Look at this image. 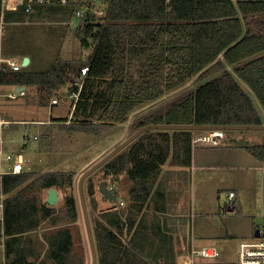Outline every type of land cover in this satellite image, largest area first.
Here are the masks:
<instances>
[{
    "label": "trees",
    "instance_id": "trees-1",
    "mask_svg": "<svg viewBox=\"0 0 264 264\" xmlns=\"http://www.w3.org/2000/svg\"><path fill=\"white\" fill-rule=\"evenodd\" d=\"M30 11L73 14V7L35 4ZM28 15L21 5L15 11H4L3 19L23 21ZM255 18H264V0H110L105 15L97 21L84 20L77 35L80 46L90 50L84 60L56 57L44 71L6 68L0 71V85L33 86L42 99L64 86L78 91L71 117L53 120L66 132L101 134L126 121L136 106L158 100L188 81L193 83L191 89L135 122L133 132L157 124L259 126L261 118L235 78L250 88L264 109V28L251 30ZM134 65L139 68L137 78L131 74ZM83 66L88 72L78 90L73 84ZM108 74L106 91L97 96L93 87ZM93 97L103 101L97 123L69 124L75 115L94 110L90 107ZM194 133L145 131L102 166L104 176L125 173L133 185L126 210L102 212L94 223L97 264H177L165 217L166 186L157 179L168 160L176 167H191ZM241 147L257 161H264V143ZM74 175L57 171L35 177L24 171L0 176L6 195L5 264H84L74 253L73 235L66 226L44 235L43 257L29 237L43 221L56 222L52 208L38 203L40 189L71 188ZM86 182V193L93 196L92 178ZM145 205L152 207L150 220L142 213ZM63 207L68 218L76 221L72 195L64 198Z\"/></svg>",
    "mask_w": 264,
    "mask_h": 264
},
{
    "label": "rangeland",
    "instance_id": "rangeland-1",
    "mask_svg": "<svg viewBox=\"0 0 264 264\" xmlns=\"http://www.w3.org/2000/svg\"><path fill=\"white\" fill-rule=\"evenodd\" d=\"M15 1V0H13ZM251 21V20H250ZM251 30L264 28V18H255ZM84 23L78 21L70 13L44 12L31 16L21 24L7 25L2 32V44L10 52L27 51L33 53L40 62L39 69L50 66L56 57L63 59L84 60L89 49L80 46L78 33L82 32ZM160 40L162 38H159ZM138 66L131 69L133 78H137ZM241 88L249 95L264 126V109L250 88L238 77H235ZM109 74L98 86L93 87L94 94L106 91ZM193 87L192 81L164 94L155 101H146L131 111L126 121L117 123L113 128L98 135L81 132H66L61 129L55 119L71 117L73 112L64 90L59 88L47 98L39 97L35 89L27 90L26 97L11 100L8 93L14 91L11 86H0V113L10 122L1 131V156L20 154L24 160L23 169L33 172L35 177L47 172H74L73 186L58 190V199L52 208L56 217L43 221L37 229L29 233L37 252L43 257L46 249L44 235L61 226H66L73 235L74 253L84 264H91V253L87 238L84 216L81 209L78 180L80 176L108 154L116 146L134 134L133 124L145 116L165 108L173 99ZM56 98L58 104L50 106ZM103 101L97 97L90 100L94 110L83 116L78 114L69 124L88 121L96 124L102 111ZM139 130V129H138ZM209 132L195 131V136ZM196 136V137H197ZM220 144L196 142L192 148L193 167L173 166L168 160L161 169L157 182L163 180L166 186L165 217L168 222L177 254V264L186 255L192 245L216 246L222 253L221 260L235 262V253L241 241L254 237L255 230H260L264 239V170L261 164H249L239 159L229 145L248 142L250 145L264 143V130H228ZM247 154V152H246ZM248 156V155H246ZM105 164V163H104ZM103 164V165H104ZM102 165V166H103ZM97 168L83 181V192L88 216L93 231L94 223L100 213L110 210L124 211L131 204L128 194L132 182L125 173L104 176ZM7 164H3V169ZM91 177L95 193H86V181ZM107 181L109 189H115L116 200L108 202L102 199L98 190L99 183ZM163 184V185H164ZM233 191L236 197L230 206L234 210L227 211L228 194ZM47 189L38 192V203L45 205ZM72 195L76 202V221H71L64 209V198ZM152 207L145 205L143 214L147 220L153 215Z\"/></svg>",
    "mask_w": 264,
    "mask_h": 264
},
{
    "label": "built area",
    "instance_id": "built-area-1",
    "mask_svg": "<svg viewBox=\"0 0 264 264\" xmlns=\"http://www.w3.org/2000/svg\"><path fill=\"white\" fill-rule=\"evenodd\" d=\"M110 0H15L16 6L25 5L27 11L32 10V6L44 5V4H61L63 6L73 7L72 15L78 21L84 22L86 19L99 20L106 13V7ZM8 4V0H1V12L0 20H2L4 9ZM1 55V50H0ZM12 71H19L23 67L21 64L17 63L15 60L4 59L0 56V71L6 69ZM88 72V67L83 66L79 69L78 81L73 84L77 86L78 90L82 88L83 79ZM65 97L69 100L70 107L75 108V105L79 99V92H75L66 88L64 90ZM26 92L20 87H17L12 93L8 94V98L16 99L17 97L25 96ZM58 104V100L53 98L50 101V106H55ZM10 122L3 120L0 117V129L9 125ZM224 137V131L212 130L203 135H199L192 139V146L196 142L200 143H211L214 146L220 144V139ZM0 146H2V140L0 136ZM7 164V168L3 169V164ZM24 160L20 154L12 156L6 155L2 158L0 149V176L4 174H19L24 172L23 169ZM235 193L230 191L228 194L227 204L233 202ZM6 195L3 193L2 182L0 178V264H5V225H4V199ZM222 253L216 246H195L192 245L190 250L180 259L179 264H210L213 262H219L221 260ZM235 262L233 264H264V239L261 238H250L243 240L239 243L238 248L235 253Z\"/></svg>",
    "mask_w": 264,
    "mask_h": 264
},
{
    "label": "water",
    "instance_id": "water-1",
    "mask_svg": "<svg viewBox=\"0 0 264 264\" xmlns=\"http://www.w3.org/2000/svg\"><path fill=\"white\" fill-rule=\"evenodd\" d=\"M29 62L28 57H24L22 60V66L25 67ZM21 89L24 86L20 87ZM148 130H194V131H212V130H221V131H228V130H264V126H204V125H146L137 130L134 134L116 146L113 150H111L108 154L102 157L98 162H96L93 166H91L88 170H86L78 180V194L81 204L82 213L84 216L85 227L87 232V238L91 253V264H97V253L94 243L93 232L91 229V224L88 216L87 205L85 201V196L83 192V181L87 178L91 173H93L97 168L102 166L108 160H110L113 156L119 153L122 149L128 146L132 141H134L140 134ZM247 144V142H244ZM98 190L102 195L103 200H107L108 202H114L116 200L115 197V189H109L107 186V181H101L98 186ZM58 199V194L55 188H51L48 190L46 203L48 206H54L55 202ZM234 210V207L227 206V211L231 212ZM254 237H260V230H255Z\"/></svg>",
    "mask_w": 264,
    "mask_h": 264
},
{
    "label": "crops",
    "instance_id": "crops-1",
    "mask_svg": "<svg viewBox=\"0 0 264 264\" xmlns=\"http://www.w3.org/2000/svg\"><path fill=\"white\" fill-rule=\"evenodd\" d=\"M21 5H19V6H16L15 5V3H14V1L13 0H8V4L6 5V8L4 9V11H15V10H17V9H19V7H20ZM30 12V15H28V16H26L25 18H24V20L23 21H9V22H6V21H4V19H3V16H2V20H0V50H1V57L2 58H4V59H11V60H15L17 63H19V64H21L22 65V60H23V58L24 57H28L29 58V62L27 63V65L25 66V67H22V68H24V69H26V70H29V71H44V70H47L48 68H49V66L48 67H45L44 69H39V64H40V62H38L37 61V58L36 57H34L35 55H33V53L31 52V53H29V52H27V51H17V52H10V51H8V49H7V47H5L3 44H2V32L4 31V28H5V26H7V25H12V24H21V23H23L24 21H26L29 17H31V16H37V15H42L43 13H41V14H34L33 12H31V11H29ZM6 68H8L6 65H4ZM21 68V69H22ZM0 86H4V85H0ZM12 88H14V90L15 89H17V87H14V86H11ZM31 88H34L35 89V93L37 92L36 91V88L35 87H33V86H29V87H25L24 86V90H25V92H26V94H25V96H23V97H26L28 94H27V90L28 89H31ZM12 93V92H11ZM9 94V93H8ZM8 94H7V97H8ZM21 97V96H20ZM18 98V97H17ZM16 98V99H17ZM10 99V98H9ZM11 100H13V99H11ZM15 100V99H14ZM0 117L3 119V120H5V119H7L4 115H1V113H0ZM5 121H8V120H5ZM9 122V121H8ZM3 129V128H2ZM2 129H0V131L2 130ZM0 136H1V134H0ZM197 136V135H196ZM195 136V137H196ZM248 143V142H247ZM241 145H246V144H244V143H238L237 144V146H233L232 144L231 145H229L228 146V148H226V149H231L232 147H234V148H232L233 150H231L233 153H234V155L235 156H237L239 159H241V160H245L246 162H248L249 164H261V165H263L264 164V161H257L256 159H254L250 154H246V150L243 148V147H241ZM257 145H259V144H257ZM0 149H1V146H0ZM246 155H248V156H246ZM193 160H194V156L192 155V162H191V165H192V167H193ZM178 168V167H177ZM263 168V170H264V166L262 167ZM235 197H236V195H235ZM234 197V198H235ZM233 198V199H234ZM208 246H214V245H208ZM223 262H225V261H223Z\"/></svg>",
    "mask_w": 264,
    "mask_h": 264
}]
</instances>
